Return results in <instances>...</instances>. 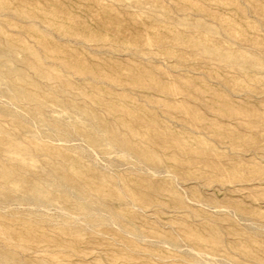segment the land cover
I'll use <instances>...</instances> for the list:
<instances>
[{
    "label": "rangeland",
    "instance_id": "obj_1",
    "mask_svg": "<svg viewBox=\"0 0 264 264\" xmlns=\"http://www.w3.org/2000/svg\"><path fill=\"white\" fill-rule=\"evenodd\" d=\"M211 263L264 264V0H0V264Z\"/></svg>",
    "mask_w": 264,
    "mask_h": 264
},
{
    "label": "bare ground",
    "instance_id": "obj_2",
    "mask_svg": "<svg viewBox=\"0 0 264 264\" xmlns=\"http://www.w3.org/2000/svg\"><path fill=\"white\" fill-rule=\"evenodd\" d=\"M14 72V71H13ZM10 92V91H9ZM8 104V103H7ZM99 125V124H98ZM104 127V126H103ZM106 130V129H105ZM63 138H65V137H63ZM121 139V138H120ZM123 140H125L124 138H123ZM89 141H91V139L89 140ZM122 141V140H121ZM90 143V142H89ZM92 143V142H91ZM126 145H128V144H126ZM124 146H125V142H124ZM126 147V146H125ZM89 149V148H88ZM126 150V149H125ZM148 171V170H147ZM152 173V172H151ZM37 207V206H36ZM38 208H40V207H38ZM76 208V207H75ZM71 211H73V210H71ZM60 212H62V210H60ZM92 212V211H91ZM110 212V211H109ZM63 213H65V212H63ZM93 213V212H92ZM101 213V212H100ZM70 214V213H69ZM85 215V214H84ZM105 215V214H104ZM113 215V214H112ZM82 216V215H81ZM106 216H108V215H106ZM115 216V215H114ZM116 217V216H115ZM82 218V217H81ZM117 220V219H116ZM110 221H111V219H110ZM76 222V221H75ZM87 222V221H86ZM89 222V221H88ZM210 259V258H209ZM216 259V258H215ZM212 264V263H211ZM226 264V263H225Z\"/></svg>",
    "mask_w": 264,
    "mask_h": 264
}]
</instances>
